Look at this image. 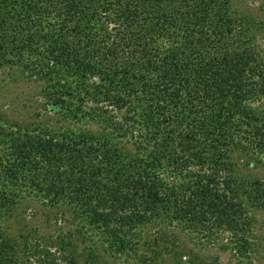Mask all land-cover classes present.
<instances>
[{
  "label": "trees",
  "instance_id": "obj_1",
  "mask_svg": "<svg viewBox=\"0 0 264 264\" xmlns=\"http://www.w3.org/2000/svg\"><path fill=\"white\" fill-rule=\"evenodd\" d=\"M201 7L202 2L196 0H0V66L18 63L34 76L47 71L73 75L81 81L80 85L85 78H96L97 82L90 81V89L84 88V94L94 103L102 101L117 110L124 109L122 121L113 122L112 130L117 135L130 131V127L137 128L138 119L145 123L139 135L133 136L139 149H135L137 156H129L135 160L131 162L130 158L125 160L128 151L110 153V134L94 142L96 137L79 134L82 144L76 147L78 144L69 145L67 140L52 141L53 136L33 137L25 129L20 134L6 132V143L19 158L18 168L11 170L10 187H0V212L13 208L25 179L34 187L39 186V180L29 174L30 154L54 149L66 155L78 152V161L83 154L107 157L104 167L87 170L80 163L78 173L71 169L64 181H46L47 186L38 187V192L51 202L68 200L69 196L82 199L84 206L85 199L90 202L96 198V205L88 207L89 220L113 237V222L132 226L143 216L162 214L189 222L205 218L202 213L194 215L191 211L196 204L195 211L201 205L204 211L211 203L212 207L217 205L215 182L228 181V163L221 160L251 150L264 154V120L240 105L248 98L249 88L256 91L264 87V62L253 56L252 50L241 49L239 65L250 74L238 81L237 93L225 92L209 107L207 99L210 100L211 87L218 77L208 82L206 70H196V61L191 66L184 55L185 51L191 52L192 60H197L206 48V28L201 23L206 12L196 14ZM190 22L195 27L189 30ZM195 28L197 38L179 47L175 40L180 31L185 33L181 38L184 41ZM158 40L163 44L160 48L149 44ZM241 70L244 74L245 69ZM67 86L65 83L63 87ZM68 87L65 89L70 90ZM65 89H55L52 100L43 106L52 112L65 108L74 114L79 112L78 106H71L73 100L62 95ZM69 160L70 168L73 159ZM160 161L182 182L169 183L161 177L156 171ZM191 166L197 178L193 186L183 177L192 174ZM111 177L117 185L108 181ZM203 177L206 184L196 182ZM123 188L128 189L127 193L118 195L117 191ZM212 190L214 194H210ZM121 197L125 202L110 203L109 209L96 208L105 205V198L112 202ZM222 212L223 208H218L214 214L219 216ZM118 240L124 246L123 239ZM6 243L0 233V264H8L4 263Z\"/></svg>",
  "mask_w": 264,
  "mask_h": 264
},
{
  "label": "rangeland",
  "instance_id": "obj_2",
  "mask_svg": "<svg viewBox=\"0 0 264 264\" xmlns=\"http://www.w3.org/2000/svg\"><path fill=\"white\" fill-rule=\"evenodd\" d=\"M196 1L202 2L201 11L196 14L206 12L201 20L206 28V48L201 51L202 55L197 60H192L191 52L185 51L184 55L191 66L196 61V70L203 73L206 70L208 82L218 77L211 87L213 94L209 101L207 99L210 107L213 102L221 99L215 100L216 97L225 92L237 93L238 81L250 74L246 68H241L243 65H239L241 49L247 48L248 52L252 50L253 56L264 62V0ZM194 27L190 22L189 30ZM195 30L197 29L190 33V38L185 37L184 41L181 38L185 33L181 30L177 37L179 40H175L177 45L181 47V44H186L191 38L196 39L198 32ZM159 41L149 44L160 48L163 44ZM226 53L230 54L229 57L225 56ZM241 69H245L244 74ZM63 75L47 71L34 76L18 63L0 66L1 188L10 187L11 170L18 168L16 159L19 157L10 149L9 143H6L8 136L3 135L9 131L20 134L25 129L33 137L47 139L53 136L52 141L67 140L69 145L78 144L76 147L82 144L78 141L79 134L96 137V140L92 139L93 142L101 141L105 135L108 138L110 134V153L118 155L128 151L125 160L129 156H137L135 149H139V146L133 136L137 137L138 132L144 128V120L138 119L137 128L130 127V131L127 129L125 134L117 135V131L112 130L113 122L122 121L124 109L117 110L110 104H103L102 101L94 103L86 98L84 88L90 89V81L97 82L96 78H85V83L80 85L76 76ZM65 83L70 86H67L71 90L69 95L70 90L63 87ZM57 88L66 90L62 95L64 98H71L74 102L71 106H78L79 112L74 114L66 111V108L62 112H52L43 106L45 102L52 100V92ZM259 89L261 90L255 91L249 88L248 98L242 100L240 105L256 112L259 120H264V87ZM62 134L67 136L63 137ZM79 154L76 152L66 155L54 149L45 153L39 149L30 154L29 174L39 180L38 187H46V181L48 184L56 183L57 179L64 181L71 169L78 173L80 163L87 170L94 166H105L107 157L97 153L83 154V159L78 161ZM69 159H73L70 168ZM131 161L135 160L130 158ZM221 161L228 163V178L225 177L228 181L224 184L215 182V192L219 199H215V209L212 203L211 207L207 206L209 209L206 208V211L202 205L195 211L198 204L192 208L194 215L202 213L205 216L201 221H179L163 214L143 216L132 226H120L113 222L115 237L95 227L89 220L88 207L92 209L96 205V198L90 199V202L85 199V206L82 199L79 201L70 196L69 201L60 198L51 202L38 192L35 184L25 179L22 191L15 196L13 208L9 212H0V233L7 241L4 263L264 264V154L251 150L244 154L225 156ZM160 162L162 163L156 171L167 182L182 180L174 178L163 161ZM191 171L192 174L186 173L183 177L193 186L197 178L193 174V167ZM97 175L103 177L100 173ZM60 180L58 184L62 183ZM108 181L117 185L113 177ZM199 181L206 184L205 177L198 178L196 182ZM1 183H5V186ZM18 184L21 186L22 183L18 181ZM127 190H118V195L126 194ZM215 192L212 190L210 194ZM105 200V205H98L97 210L102 207L109 209L110 203L125 202L123 197L115 198L112 202L108 198ZM218 208H223V212L216 216L214 212ZM118 237L123 239L124 246H120ZM24 243H28L27 246H23Z\"/></svg>",
  "mask_w": 264,
  "mask_h": 264
}]
</instances>
